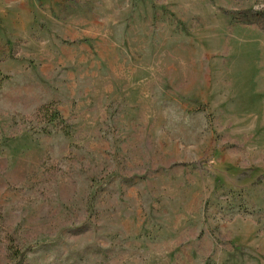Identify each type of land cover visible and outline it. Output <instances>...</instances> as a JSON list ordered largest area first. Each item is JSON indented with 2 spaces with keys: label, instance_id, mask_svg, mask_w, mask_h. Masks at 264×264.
Instances as JSON below:
<instances>
[{
  "label": "rangeland",
  "instance_id": "obj_1",
  "mask_svg": "<svg viewBox=\"0 0 264 264\" xmlns=\"http://www.w3.org/2000/svg\"><path fill=\"white\" fill-rule=\"evenodd\" d=\"M264 264V0H0V264Z\"/></svg>",
  "mask_w": 264,
  "mask_h": 264
},
{
  "label": "trees",
  "instance_id": "obj_2",
  "mask_svg": "<svg viewBox=\"0 0 264 264\" xmlns=\"http://www.w3.org/2000/svg\"><path fill=\"white\" fill-rule=\"evenodd\" d=\"M18 262L16 264H22L25 260V255L23 253L16 252Z\"/></svg>",
  "mask_w": 264,
  "mask_h": 264
}]
</instances>
